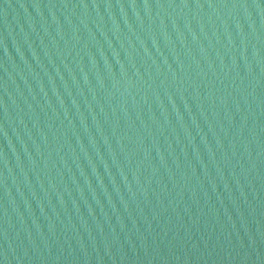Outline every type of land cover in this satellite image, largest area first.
I'll use <instances>...</instances> for the list:
<instances>
[{
	"label": "water",
	"instance_id": "obj_1",
	"mask_svg": "<svg viewBox=\"0 0 264 264\" xmlns=\"http://www.w3.org/2000/svg\"><path fill=\"white\" fill-rule=\"evenodd\" d=\"M0 264H264V0H0Z\"/></svg>",
	"mask_w": 264,
	"mask_h": 264
}]
</instances>
